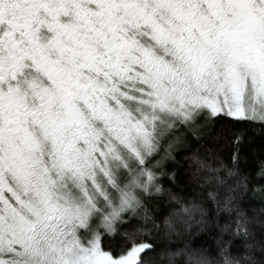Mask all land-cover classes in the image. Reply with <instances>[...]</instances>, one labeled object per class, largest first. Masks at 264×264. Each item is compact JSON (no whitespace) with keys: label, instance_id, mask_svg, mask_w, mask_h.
I'll use <instances>...</instances> for the list:
<instances>
[{"label":"snow or ice","instance_id":"snow-or-ice-1","mask_svg":"<svg viewBox=\"0 0 264 264\" xmlns=\"http://www.w3.org/2000/svg\"><path fill=\"white\" fill-rule=\"evenodd\" d=\"M0 264H264V0H0Z\"/></svg>","mask_w":264,"mask_h":264}]
</instances>
